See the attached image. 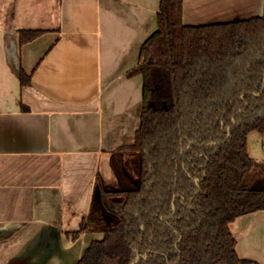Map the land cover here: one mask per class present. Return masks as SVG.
I'll return each instance as SVG.
<instances>
[{
  "label": "crops",
  "instance_id": "obj_1",
  "mask_svg": "<svg viewBox=\"0 0 264 264\" xmlns=\"http://www.w3.org/2000/svg\"><path fill=\"white\" fill-rule=\"evenodd\" d=\"M160 0H0V264H78L95 192L135 188L142 43ZM264 0H182V21L261 17ZM24 37V40H22ZM20 69L29 77L21 86ZM248 150V144H247ZM264 264V209L229 223Z\"/></svg>",
  "mask_w": 264,
  "mask_h": 264
},
{
  "label": "trees",
  "instance_id": "obj_2",
  "mask_svg": "<svg viewBox=\"0 0 264 264\" xmlns=\"http://www.w3.org/2000/svg\"><path fill=\"white\" fill-rule=\"evenodd\" d=\"M157 21L128 73L143 78L127 148L139 184L93 200L75 234L103 238L78 264H258L237 255L229 223L264 209V166L247 150L251 131L264 136V14L188 25L182 0H160Z\"/></svg>",
  "mask_w": 264,
  "mask_h": 264
},
{
  "label": "rangeland",
  "instance_id": "obj_3",
  "mask_svg": "<svg viewBox=\"0 0 264 264\" xmlns=\"http://www.w3.org/2000/svg\"><path fill=\"white\" fill-rule=\"evenodd\" d=\"M248 153L264 166V136L256 131L247 135Z\"/></svg>",
  "mask_w": 264,
  "mask_h": 264
},
{
  "label": "water",
  "instance_id": "obj_4",
  "mask_svg": "<svg viewBox=\"0 0 264 264\" xmlns=\"http://www.w3.org/2000/svg\"><path fill=\"white\" fill-rule=\"evenodd\" d=\"M230 130V127L227 128V131L229 132ZM229 135V134H228ZM191 144H194V143H191ZM217 144V142H211V143H208V145H215ZM196 182H198V180L196 179ZM95 197L98 198L99 197V190L97 189L96 192H95ZM172 211H174V204H172ZM139 258V255H136V257L134 258V260L130 263V264H135V262H137Z\"/></svg>",
  "mask_w": 264,
  "mask_h": 264
}]
</instances>
